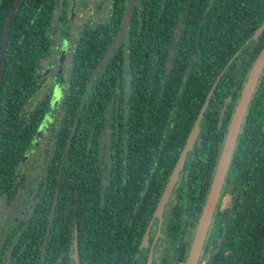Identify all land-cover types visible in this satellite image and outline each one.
I'll use <instances>...</instances> for the list:
<instances>
[{"label":"flooded vegetation","instance_id":"obj_1","mask_svg":"<svg viewBox=\"0 0 264 264\" xmlns=\"http://www.w3.org/2000/svg\"><path fill=\"white\" fill-rule=\"evenodd\" d=\"M166 1L0 0V14L7 13L4 28L8 15L15 9L13 19L18 13L22 15L18 28L39 32L38 38H28L29 50L38 46L37 64L32 71L38 92L29 110L36 107L45 110L15 182L9 190L0 192V256L5 244L9 241V248L16 244L18 236L28 228L43 234L39 264H44L42 256L48 245H51V258L47 264H83L78 213L84 194L80 187L86 186L93 227L99 228L105 223L101 217L95 218L98 213L106 219L107 227L111 226L116 214H112L114 204L120 205V211H128L120 213V224L121 228L124 226L123 236L131 243L129 264H186L224 145L221 148L213 145L218 148L217 160L214 153L198 147L205 140L207 113L218 116L219 134L224 121L228 122L227 135L248 75L235 84L234 94L227 96L226 101L221 102L214 96V103L204 111L179 179L164 207L157 212L170 175L204 106L197 108L204 91L203 68L197 58L183 75L181 67L174 70L170 66V76L181 75L185 81L180 83L182 86L188 83L189 91L183 88L175 93L173 86L172 93L170 90L164 93L165 87H162L161 95L149 99L148 85L138 86V100H132V78L142 76L147 65L142 61V45L149 41L143 38V13L151 11L152 6L162 13ZM149 3L148 9L145 5ZM131 6L133 11L124 34L97 70L121 31ZM131 46H137L139 53L134 63H131ZM84 49L88 51V61L79 62L82 60L77 58ZM102 49L105 52L99 57ZM94 56L98 58L96 65ZM192 56L193 53L189 61ZM109 76L115 77L111 86L103 80ZM75 77H88L87 85H73ZM261 90H264V69L243 118L198 264H214L213 260L220 254L218 263L223 264L231 251L224 248V243L228 231L233 237L237 229L231 228V222L239 209V170L245 153L253 158L250 150L243 149L242 136L249 130L248 109L255 93ZM69 93L81 95L73 96V116L68 126ZM179 101L187 105L188 118L198 112L190 127L176 133L180 130ZM258 132L257 128L253 138L250 136V148L260 144L262 138ZM61 135L67 136L65 142ZM96 234V230L91 232ZM9 255L0 264H6ZM91 257L92 261L87 264H101L95 261L93 251ZM108 264H125V261L116 263L108 259Z\"/></svg>","mask_w":264,"mask_h":264},{"label":"trees","instance_id":"obj_2","mask_svg":"<svg viewBox=\"0 0 264 264\" xmlns=\"http://www.w3.org/2000/svg\"><path fill=\"white\" fill-rule=\"evenodd\" d=\"M149 6L150 3L145 5L148 9ZM156 9L152 6L151 11L146 10L143 13L145 22L143 38L149 41L142 45L144 55L142 61L147 65L142 76L132 78L133 102L138 100L137 95L140 92L137 89L138 86L148 85L149 99L157 94L161 95L162 87H165L164 93L169 90L172 93L173 86L175 93L183 88L185 92L189 91L188 83L181 85L180 82L185 81L181 75L170 76V66L174 70H180L179 67H181L183 75L186 67L197 59L204 74V91L197 108L205 105L210 93L206 108L214 103V96L221 102L226 101L227 96L234 94L235 84L241 83L249 74L254 61L264 47V30L256 40H252L255 30L264 22V0H167L162 13L157 12ZM6 16L7 13L0 14V55ZM21 18L20 13L16 14L10 29L0 92V192L9 190L15 182V175L45 111L44 108L39 107L29 110V106L33 105L30 103L34 101L38 92L37 79L32 75L37 64L38 46L29 50L28 38H38L39 32L33 28L29 30L18 28L17 25L22 23ZM177 31H181V34L178 35ZM28 33H30L29 36ZM132 38L134 39V36ZM131 48V63H134L139 53L137 46H131ZM104 52L105 49H102L98 56L100 57ZM192 53L193 56L189 61ZM86 54L88 55L87 49L79 53L77 59L82 60L79 62L88 61ZM93 62L96 65L98 58L94 56ZM132 69L135 71L134 64ZM134 75L137 73L135 72ZM87 80L88 77H75L72 84L85 86ZM103 80L107 86H111L115 77L109 76ZM77 95L79 97L81 94L69 93L67 99L68 126L73 116L71 108V103L74 102L73 96ZM263 106L264 90H261L255 93V98L248 109L246 121L248 120L249 130L244 131L242 136L243 149L250 150L253 158L250 159L245 153L243 167L239 170V209L231 222L233 223L231 228L237 227V229L233 237L231 231H228L224 248L228 247L231 251L223 260V264H264ZM179 110L180 130L176 133L182 129L185 130V127H190L198 112L196 111L191 118H188V107L182 101H179ZM207 116L205 140H201V145L198 147L204 148L206 153H214L217 160L219 155L217 149L224 143L228 122L224 121L223 130L219 134L218 116L213 113L210 115V111ZM250 127H252L251 130ZM257 128L258 136L262 140L259 145L250 148V136L253 138ZM60 137L63 142L66 141V135ZM183 140L184 138L180 140L181 144ZM213 145L218 148H214ZM66 181L68 182V179ZM80 189L84 192L78 213V240L82 263L87 264L92 261L93 251L95 261L101 264H108V259L115 260L116 263L125 261V264H129L131 243L123 236L124 226L121 228L120 224V213L127 214L128 211H120V205L114 204L115 210L112 214H116L111 219V226L107 227L106 219L98 213V217L95 218L101 217L105 223L95 228L92 224V206L87 202L88 190L86 186ZM9 195L13 198L11 192ZM125 222L127 224V220ZM95 230L97 234L91 235V232ZM17 231L18 228L14 229V232L17 233ZM29 233L34 237L29 238ZM17 239L18 241L10 247L11 249L9 241L5 244L0 261H3L4 256L9 253L6 264H39L43 234L40 235L39 230L38 232L29 231L27 228ZM47 248L44 259V254L42 256L44 264L49 263L51 258V245ZM220 258L221 254L219 258L213 260V263L219 264Z\"/></svg>","mask_w":264,"mask_h":264},{"label":"water","instance_id":"obj_3","mask_svg":"<svg viewBox=\"0 0 264 264\" xmlns=\"http://www.w3.org/2000/svg\"><path fill=\"white\" fill-rule=\"evenodd\" d=\"M14 11L15 9L8 15L7 22L3 31V38H2V46H1V55H0V92H1V84H2V77H3V71H4V65L6 61V53H7V46H8V39L10 35V28H11V23L12 19L14 16ZM133 11V6L130 7L129 12L126 15V19L124 22V25L122 26L121 31L119 32L118 36L116 37L114 43L110 46L106 54L104 55L103 59L100 62V65L98 66L97 70L99 67L105 62V60L108 58V56L111 54L112 50L114 49L115 45L118 43L120 38L125 32L126 26L129 24L130 19H131V14ZM264 30V22L255 30L254 34L252 35V40H256L261 33ZM264 69V47L260 51L259 55L257 56L256 60L253 63V66L246 78V81L244 83V86L242 88V92L240 95V98L237 103V107L235 110V113L233 115V118L231 120L225 142L222 148V152L218 161V166L214 175V179L204 206L203 214L200 219L192 246L191 250L189 253V257L187 259L186 264H198V260L200 257V253L202 250V246L210 225V222L212 220V216L227 174V171L229 169L232 155L234 152V147L240 132V127L243 121V118L246 114L248 105L251 101L252 95L255 91V88L258 83V79L260 74L262 73ZM96 70V72H97ZM96 76V73L94 74V77ZM211 93L208 95L207 101L205 105L202 107L199 116L194 123V126L187 138L186 144L184 146V149L181 153V156L178 160V162L175 165V168L170 175V180L164 190V193L160 199L157 212L160 211L165 203L167 202L174 186L176 185L180 172L183 168L184 162H185V157L186 154L189 150L192 149L195 139L198 134L199 130V122L201 118L203 117L204 111L206 110V107L208 105V101L210 98ZM147 234L145 235L146 238ZM77 255V254H76Z\"/></svg>","mask_w":264,"mask_h":264}]
</instances>
